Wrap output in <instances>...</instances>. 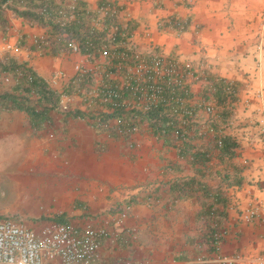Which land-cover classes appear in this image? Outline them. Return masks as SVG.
<instances>
[{
    "label": "crops",
    "instance_id": "1",
    "mask_svg": "<svg viewBox=\"0 0 264 264\" xmlns=\"http://www.w3.org/2000/svg\"><path fill=\"white\" fill-rule=\"evenodd\" d=\"M84 1L96 8L101 0ZM112 1L121 6L120 21L131 23L142 54L160 52L232 83L231 115L226 125L218 123L236 139L237 155L221 162L213 149L206 169L213 190H222L228 198V216L220 227L227 232L217 252L208 253L209 259L203 256L207 264H221L215 253L237 258L234 264L264 263V0ZM8 15L11 26L5 36L0 34V59L13 56L47 80L58 68L69 79L76 62L92 70L95 80L101 78L103 65L79 54L54 57L33 49L34 36L43 28ZM175 20L184 21L185 30L173 28ZM22 36L26 46L19 44ZM186 81L196 97L209 90L191 75ZM15 83L13 77H0V92L11 91ZM73 101V108L90 111L81 96ZM207 134L190 130L189 136L203 149L214 144L215 134ZM131 139L132 147L123 137L96 129L91 119L57 109L38 127L23 110H0V197L4 186L13 192L0 198V217L15 216L36 229L59 221L113 231L112 218L127 210L119 238L103 240L97 264L195 261L201 255L198 250L207 248L201 239L208 221L200 215L207 198L199 193L173 200L171 183L194 176L196 169L172 139L159 138L145 122ZM225 174L231 183L223 179Z\"/></svg>",
    "mask_w": 264,
    "mask_h": 264
},
{
    "label": "built area",
    "instance_id": "2",
    "mask_svg": "<svg viewBox=\"0 0 264 264\" xmlns=\"http://www.w3.org/2000/svg\"><path fill=\"white\" fill-rule=\"evenodd\" d=\"M80 1L65 0L58 21L69 24L70 21L76 19L78 17L77 13L81 9L78 6ZM81 10L84 12L83 8ZM39 11L43 13L45 8L41 7ZM92 11H96L97 14L90 17ZM120 12L121 6L112 0L97 5L96 8L88 5L85 13L88 23H85L82 32H85V30H88L90 34L104 32V38L99 43L89 40L90 38L87 39L85 45L90 48V51L86 53H82L78 41H73L71 50L60 55L79 54L85 59L95 62L96 65H103L102 69L108 68L114 57L118 60L117 70L107 72V77L113 80L115 87L109 86L105 81L103 82L102 73L101 78L95 80L92 70H88L82 63H75L74 75L89 73L93 77L94 84L91 89L80 91L84 96L77 94L81 96L82 100L87 101L86 106L92 108L90 112L92 111L94 114L96 111H108V108L110 111L119 106L124 107L126 111L136 109L147 111L155 108L160 103H165L172 106L173 112L177 114L179 120H183L180 121L181 125H186L185 115L192 116L191 122L198 126L197 129H193L197 135H208V132L216 134L211 126V121L216 120L218 112L223 107H228L232 101L231 97L235 92L232 83L225 80V93L228 98L225 101L226 103L222 104L214 96L215 83L219 81V78L210 79L202 66V68L196 70L190 64L181 63L178 59L166 57L160 52L153 55L151 60H148L134 43L133 33L131 32V35H128L126 29L128 22L120 21ZM107 16L113 18L110 23L106 22ZM172 27L182 32L186 28V23L182 20H176L172 23ZM44 35L45 29L42 33L35 34L34 41L37 36L43 37ZM119 37L125 38V40L119 42L123 46V51H118L115 54L113 50L117 47ZM122 66L127 69L126 75L121 71ZM189 75L196 80H201L204 85L208 86L209 90L200 97L194 96L186 81V76ZM130 77L134 78L135 82L132 86L131 81L127 79ZM11 79L12 76L5 75L6 81ZM69 79L67 73L58 68L54 70L48 82L54 89H61ZM129 86L132 89L129 96H127L124 94L125 90L122 89ZM164 89H166L168 95L163 93ZM71 100L72 96H63L62 107L58 110L65 111L67 102ZM96 102H99V104H95ZM108 104H110V107H106V110H100L98 107ZM201 114L205 116V119H200ZM90 119L92 123L103 125L98 117ZM138 119L140 120V118L134 117L132 121L126 123V131L121 133V137L129 141L130 147L134 146L131 139L132 134L140 129L137 124H132ZM118 123L117 118H111L106 126ZM145 123L148 124V122ZM126 136L129 137L126 139ZM251 214L252 212H249L246 217L249 218ZM127 215L128 211L124 210L112 218L113 231L103 225L87 224L84 227H78L59 221L47 222L36 229L28 226L15 216L0 217V264H97L100 257L99 249L103 240L112 239V237L114 240L119 238V230L124 225ZM226 232V229H220L216 232L215 237L218 242L225 236ZM218 242L216 244L217 249ZM215 254L217 262L221 264H234L237 260L234 257H221L217 253ZM207 263V259L202 256L189 264ZM113 264L133 263L126 259L117 260ZM257 264L264 263L260 261Z\"/></svg>",
    "mask_w": 264,
    "mask_h": 264
},
{
    "label": "trees",
    "instance_id": "3",
    "mask_svg": "<svg viewBox=\"0 0 264 264\" xmlns=\"http://www.w3.org/2000/svg\"><path fill=\"white\" fill-rule=\"evenodd\" d=\"M63 2L65 0H0V34L5 36L11 26L8 15L10 12L14 16L23 18L33 26L45 29V35L43 37L37 36L32 46L33 49H40L43 55L57 57L69 52L73 41L79 42L82 53L89 52L90 48L85 45V41L90 38L89 40L99 43L104 38V32H98L97 34H90L88 30L82 32L85 23H88L87 16L85 15L88 3L84 0H81L78 5L81 9L83 8L84 12L80 9L76 19L70 21L69 24H63L58 21L60 10L63 9ZM107 2L108 0H101L98 5ZM41 7L45 8V12L41 13L39 11ZM96 14V11H92L90 17ZM112 19L111 16H107L106 22L110 23ZM132 28L131 23L128 22L126 28L128 35H131ZM123 40L125 38L119 37L117 47L113 50L115 54L118 51H123V46L119 44ZM26 42V39L22 36L19 44L20 46H26ZM144 56L148 60H151L153 55ZM117 63L118 60L114 57L111 65L101 70L103 82L105 81L111 87H115V84L111 78L107 77V72L117 70ZM121 71L125 75L127 74L126 67L122 66ZM5 75L12 76L16 83L11 91L0 92V110H23L29 114L32 124L36 127L48 120V114L51 109L58 110L62 107L63 96H72V100L67 102V108L62 113L66 116L83 119L98 117L103 125H99L101 123H93L94 127L107 132L111 136L120 137L122 131H126V123L132 121L134 117H138L140 120H135L132 123L133 125L137 124L140 128L143 122H148L152 132L159 138L165 140L172 139L176 143L180 154L186 157V161L196 169L197 173L194 176L178 178L171 183L172 199H183L199 193L207 198V201L204 202L200 210V215L208 221L207 232L204 233L201 239V245L206 246L211 252L216 251L218 240L215 234L221 229L223 220L228 216L227 209L229 203L226 194L222 190H213V187L207 182L206 169L209 167V162L212 159L213 149L218 151L217 157L221 162L225 161V159L231 160L237 155L239 145L233 136L224 132L223 126L226 125L231 115L234 95L231 97L232 101L229 106L223 107L218 112L216 120L211 121V126L216 132L213 146L201 149L191 142L193 138L189 136L190 130L197 129V124L191 122L192 116L185 115L184 121L186 125H181L180 121L183 120H179L177 114L173 112L172 106L165 103H160L155 108L147 111L140 109L126 111L122 106L115 107L109 111L108 107H110V104H108L104 105L108 108V111H96V115V112L93 114L92 111L86 112L78 107L73 108L74 96L77 94L82 96L83 93L80 91L90 90L94 84L92 74L73 75L61 89H54L46 78L40 76L33 68L27 66L25 62H19L15 57L5 55L0 59V77L5 78ZM209 78L216 79V77L210 76ZM127 79L131 81V86L134 85V78L130 77ZM131 86L122 89L125 90V95L129 96L132 89ZM163 93L168 95L166 89H164ZM214 96L222 104L226 103L225 101L228 96L225 93L224 79L219 78V81L215 83ZM82 102L87 104L85 99ZM97 103L99 104V102L95 104ZM88 107L90 108V106ZM111 118H117L119 123L106 126L108 120ZM218 122H223V125L220 126ZM128 137L126 136L125 138L127 139ZM223 179L226 180V183H231L227 174L224 175Z\"/></svg>",
    "mask_w": 264,
    "mask_h": 264
},
{
    "label": "rangeland",
    "instance_id": "4",
    "mask_svg": "<svg viewBox=\"0 0 264 264\" xmlns=\"http://www.w3.org/2000/svg\"><path fill=\"white\" fill-rule=\"evenodd\" d=\"M2 190H4V194H3V196L0 197V198H2V199H3V197H9V196H12V194H13V192H11V190H7V189L5 188V186L2 188ZM2 192H3V191H2ZM2 192H1V193H2ZM182 246H183V245H182ZM203 247H204V246H203ZM205 248H206V247H205ZM198 252H199V254H201L202 256L205 255L206 258L209 259V254H208V253H210L211 251H210L208 248H206V249H199ZM201 255H200V257H202Z\"/></svg>",
    "mask_w": 264,
    "mask_h": 264
}]
</instances>
